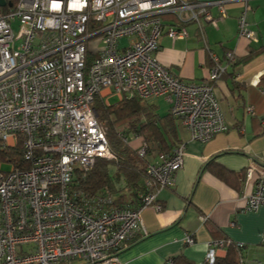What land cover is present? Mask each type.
Here are the masks:
<instances>
[{
    "label": "built area",
    "instance_id": "obj_1",
    "mask_svg": "<svg viewBox=\"0 0 264 264\" xmlns=\"http://www.w3.org/2000/svg\"><path fill=\"white\" fill-rule=\"evenodd\" d=\"M229 0H5L0 4V141L22 142L29 168L0 165V264H124L120 253L144 226L157 194L174 187L185 164V144L148 166L147 194L138 207L109 195L73 188L99 158L113 160L96 99L164 98L193 140L207 141L229 126L209 82H186L157 57L159 39L188 37L185 25H218ZM243 1L240 36L256 40ZM212 7L218 14L214 15ZM209 80L224 71L217 56ZM233 58L231 52L226 54ZM127 142L128 139L125 138ZM147 149L141 147L139 155ZM245 209L264 205V165L246 171ZM107 192L109 189L106 188ZM264 243V233H263ZM216 241L206 263L217 258ZM244 248L243 243H237ZM241 264H244L242 257Z\"/></svg>",
    "mask_w": 264,
    "mask_h": 264
},
{
    "label": "crops",
    "instance_id": "obj_2",
    "mask_svg": "<svg viewBox=\"0 0 264 264\" xmlns=\"http://www.w3.org/2000/svg\"><path fill=\"white\" fill-rule=\"evenodd\" d=\"M249 4L246 18L256 35L254 41L239 34L241 0L226 3L227 15L217 26L204 22L201 29L189 22L188 37L173 39L165 32L159 39L157 57L172 75L216 86L229 129L200 141L179 124L186 151L184 167L177 172L174 187L158 192L163 208L144 209L143 229L120 253L124 264H172L179 256L206 264L214 242L224 239L244 244V264H264V205L257 211L245 209V190L253 191L254 184L246 189L242 181L251 164L264 165V55L246 60L252 50L264 45V0ZM212 11L218 14L216 7ZM228 52L234 57L228 58ZM211 54L224 67L216 83L208 79L216 64ZM158 99L151 101L158 104ZM216 168L230 172L233 183L218 177ZM227 252L226 246L217 247V257L224 258Z\"/></svg>",
    "mask_w": 264,
    "mask_h": 264
},
{
    "label": "trees",
    "instance_id": "obj_3",
    "mask_svg": "<svg viewBox=\"0 0 264 264\" xmlns=\"http://www.w3.org/2000/svg\"><path fill=\"white\" fill-rule=\"evenodd\" d=\"M258 55H264V45L252 50L246 60ZM261 81L264 83V76ZM151 100L152 98L134 96L106 105L100 99H96L95 108L106 128L110 150L116 158L113 160L99 158L86 174L82 169H78L72 182L73 188L82 189L90 196L108 198L110 195L114 203L120 206L135 208L143 203V198L148 192L145 186V180L149 177L147 170L152 162L148 157L170 154L181 144L178 134L179 119L174 117L170 110L168 113L160 112V106ZM125 138L128 139L127 142ZM144 146L147 152L140 156L139 149ZM10 163L17 169L29 168L30 163L25 159V147L22 142L11 147L0 141V165L2 167ZM111 164L115 165L116 173L121 177L123 186L121 190L115 184L110 170ZM214 172L231 184L235 180L231 173L224 169L216 168ZM245 177L243 174L242 181ZM236 183L238 185L239 181L236 180ZM226 247L228 250L226 257H217L212 264H241L244 249L233 241ZM172 264L195 263L185 256H179L172 260Z\"/></svg>",
    "mask_w": 264,
    "mask_h": 264
},
{
    "label": "rangeland",
    "instance_id": "obj_4",
    "mask_svg": "<svg viewBox=\"0 0 264 264\" xmlns=\"http://www.w3.org/2000/svg\"><path fill=\"white\" fill-rule=\"evenodd\" d=\"M117 101H118V98L116 96L110 97V102L112 104L116 103ZM157 102H158V105H160V112L165 113L169 110L170 103L168 101H166V99L161 98V99H158ZM9 169H10V166L8 164L3 165L4 171H9ZM110 170H111V173H112L113 178L115 180L116 186L118 187L119 190H121L123 188L121 177L116 173V167L114 164L110 165Z\"/></svg>",
    "mask_w": 264,
    "mask_h": 264
},
{
    "label": "water",
    "instance_id": "obj_5",
    "mask_svg": "<svg viewBox=\"0 0 264 264\" xmlns=\"http://www.w3.org/2000/svg\"><path fill=\"white\" fill-rule=\"evenodd\" d=\"M5 0H0V4L4 5Z\"/></svg>",
    "mask_w": 264,
    "mask_h": 264
}]
</instances>
